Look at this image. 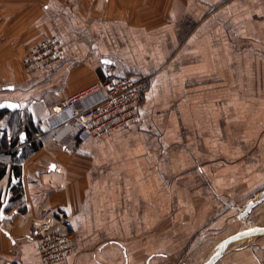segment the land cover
I'll return each mask as SVG.
<instances>
[{"label":"crops","instance_id":"1","mask_svg":"<svg viewBox=\"0 0 264 264\" xmlns=\"http://www.w3.org/2000/svg\"><path fill=\"white\" fill-rule=\"evenodd\" d=\"M50 36L62 57L27 75L24 53ZM108 67L150 76L141 124L85 140L52 129L65 100L107 80ZM251 89L264 98V0H0V264H42L41 226L73 236L55 264H203L227 237L263 227L264 201L240 212L264 191V100L242 99L232 123L217 101L215 122L192 102ZM238 137L256 140L253 155ZM215 156L243 160L202 164ZM214 264H264V235L236 240Z\"/></svg>","mask_w":264,"mask_h":264},{"label":"built area","instance_id":"2","mask_svg":"<svg viewBox=\"0 0 264 264\" xmlns=\"http://www.w3.org/2000/svg\"><path fill=\"white\" fill-rule=\"evenodd\" d=\"M64 52L63 44L54 36L45 37L30 47L21 59V68L27 75H35L58 63ZM68 97L62 105L63 118L52 123V129L67 128L81 139L100 138L118 128H128L139 120L140 96L145 79L131 76L113 77ZM99 93L92 103L82 102L88 95ZM84 103V104H82ZM78 105V106H76ZM46 226L37 227L38 255L42 264L65 260L72 251L70 234L45 233Z\"/></svg>","mask_w":264,"mask_h":264},{"label":"rangeland","instance_id":"3","mask_svg":"<svg viewBox=\"0 0 264 264\" xmlns=\"http://www.w3.org/2000/svg\"><path fill=\"white\" fill-rule=\"evenodd\" d=\"M149 77L150 76H146L145 78H141V79H145V85L141 91V96H140V116H139L140 124L143 120V118L141 117L142 98H143L144 93L148 89V83L150 81ZM213 89H216V88H213ZM196 90H203V89H196ZM252 91H253L252 89H251V92H250V90H246V94L239 96L240 98L235 97V96H229V97H225V98L223 97L224 98L223 101L221 100V95H218V94L210 91L211 95H208L207 93H201V94L194 95L192 97V102L193 101L199 102V103H201V106L203 105L206 109H208L209 113H210L211 120L215 122L216 116H214V118H213V112H211V111L215 110L216 106H214L213 104H214V101H217V104L220 106V108L222 110H225L222 113H216L217 116L222 115V120L224 123H226V122L232 123L234 121H238V120L242 119V116L244 113L241 114V112L238 108V103H240L242 99H243L246 107H252L253 104H251V103L257 102L258 100L261 101L258 103L263 102L262 100H264V98L260 97L259 95L255 94V93H252ZM256 92H258V91H256ZM164 97H166V96L160 94L159 100L163 101ZM186 98H188V97H186ZM260 130H261V132H264V126H260L259 131ZM19 141L24 143L25 139L22 136H19ZM247 142H249V140L242 138V143H241V137L237 138V144H240L242 146V148L245 147V149L248 150V152H246L244 154V159L248 158L250 155H253L249 151H252V149H254V147L256 145V140H254V142H251L249 144H247ZM242 160H243L242 158L240 160H236V158L229 160V159H225L223 156L222 157L221 156H218V157L215 156V157H211L209 160H207V159L203 160L202 164L205 166H208V167L209 166L210 167H227L228 165H233V163H237V162L241 163ZM166 181L167 180H165V182ZM168 182L169 181H167V183Z\"/></svg>","mask_w":264,"mask_h":264},{"label":"water","instance_id":"4","mask_svg":"<svg viewBox=\"0 0 264 264\" xmlns=\"http://www.w3.org/2000/svg\"><path fill=\"white\" fill-rule=\"evenodd\" d=\"M9 105H14L15 107H8ZM5 106L8 107L10 110L18 108V104L6 101ZM264 201V191H261L255 199L249 200L242 208L240 212V218L241 219H246L250 212L260 203ZM259 235H264V226H253L249 227L247 229H244L242 231H239L223 241L219 243L217 246L216 251L207 259L203 264H214L228 249V247L235 242L238 239L246 238L249 236H259Z\"/></svg>","mask_w":264,"mask_h":264},{"label":"trees","instance_id":"5","mask_svg":"<svg viewBox=\"0 0 264 264\" xmlns=\"http://www.w3.org/2000/svg\"><path fill=\"white\" fill-rule=\"evenodd\" d=\"M1 117V116H0ZM21 133H23V132H21ZM26 133V132H25ZM33 135V134H32ZM31 135V136H32ZM3 137H4V135L2 136V139H1V142H0V148L2 149V150H4V149H6V147H7V145H6V143L4 142V139H3ZM30 137V136H29Z\"/></svg>","mask_w":264,"mask_h":264},{"label":"snow or ice","instance_id":"6","mask_svg":"<svg viewBox=\"0 0 264 264\" xmlns=\"http://www.w3.org/2000/svg\"><path fill=\"white\" fill-rule=\"evenodd\" d=\"M0 107H3V105H0ZM8 107H15L14 105H9Z\"/></svg>","mask_w":264,"mask_h":264}]
</instances>
